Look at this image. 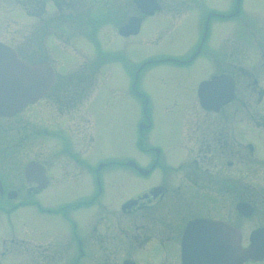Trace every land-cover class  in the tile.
I'll use <instances>...</instances> for the list:
<instances>
[{
	"label": "flooded vegetation",
	"instance_id": "obj_1",
	"mask_svg": "<svg viewBox=\"0 0 264 264\" xmlns=\"http://www.w3.org/2000/svg\"><path fill=\"white\" fill-rule=\"evenodd\" d=\"M111 3L24 2L25 14L39 21L41 48L37 55L17 56L29 63L52 64L44 53L46 39L58 45L90 39L98 45L97 27L108 22L115 26V38L135 39L147 20L161 11L146 12L134 0L135 9H114ZM168 10L178 15L183 9ZM197 10L195 23L188 27L197 36L190 53L134 63L128 68L130 92L111 90L113 98L127 95L134 105H143L142 119L137 115L138 135L128 138L123 152L115 155L104 143L99 145L91 108L102 92L99 87L108 81L110 62L122 63L104 49L78 64L77 59L76 68L66 75L54 69L55 84L46 92L32 96L34 100L16 112L0 114V264L13 252L21 253L25 264H221L220 253L248 248L253 232L264 229V191L260 200L254 198V161L248 158L260 159L264 153V24H249L241 0L229 11ZM132 18L136 30L128 32L125 26ZM236 19L239 30L230 25L211 48L214 26ZM10 34L9 26L5 35ZM104 36L107 41L108 33ZM7 41L0 38L5 49L12 47ZM250 43L258 48L253 61L245 58ZM14 58L7 51L0 55V87L19 81L21 66ZM242 60L253 63L248 67ZM165 63L175 71L197 65L204 73L183 92L186 100L177 103L181 132L170 141V151L179 156L162 162L164 149L146 138L153 122L138 82L143 71ZM38 77L37 91H42L45 70H38ZM7 100L3 108L12 107ZM258 107L263 112L257 117L253 110ZM35 137L37 159L24 160L19 148ZM139 153L147 155V164ZM31 163L37 170L26 172ZM110 170L119 177L131 174L142 183L116 201ZM258 214L261 223L252 227ZM238 264H264V256Z\"/></svg>",
	"mask_w": 264,
	"mask_h": 264
},
{
	"label": "rangeland",
	"instance_id": "obj_2",
	"mask_svg": "<svg viewBox=\"0 0 264 264\" xmlns=\"http://www.w3.org/2000/svg\"><path fill=\"white\" fill-rule=\"evenodd\" d=\"M31 0H0V38L4 37L10 45L20 55L30 53L37 55L41 47L39 21L37 18L25 14L23 3H29ZM114 9H135L132 0H110ZM161 11L153 18L147 20L140 35L135 39H117L115 38V26L112 22L108 25L99 24L97 27V41H83L80 45L77 43L82 39L76 40L73 44L58 45L51 37L46 39V46H44V53L54 65L56 71L58 70L61 76L66 75L76 66L74 65L78 59L81 62L85 57L92 58L97 56L99 51L97 49H104L105 52L113 57H121V62L113 60V63L108 69V81L106 85H102L99 97L96 98L91 105V108L96 116V126L98 133L99 145L103 143L108 151L115 155L118 152L126 150L128 138L138 135L137 115L142 119L143 105L137 103L134 105L127 95H117L115 98L111 95V90L121 91L123 94L131 90L132 77L129 75L128 68H131L134 63H139L150 57H160L167 55H185L187 50L192 51L191 45L196 40V32L189 31V24L195 23L197 9H218L229 11L235 8V0H160ZM168 9H183L180 14L174 15L172 10L168 13ZM241 9H244L245 19L247 18L250 25L264 24V0H241ZM96 9H92L94 12ZM193 12L192 15L190 13ZM191 16L187 22V17ZM172 16V17H171ZM191 20V21H190ZM6 23V24H5ZM239 19L233 20L231 23L217 24L214 26L208 45L214 48L219 35H223L224 31L229 30V26H233L239 30ZM181 25V26H180ZM11 27V34L5 35V29ZM179 26V27H178ZM257 26V25H256ZM188 28V29H187ZM195 30V29H194ZM200 30V29H197ZM108 33V40H104V33ZM82 38V37H81ZM228 41L226 37L224 42ZM247 49L248 56L246 59L253 61V55L258 54V48L250 43ZM259 51L261 49L259 48ZM252 53V54H251ZM75 55V57L73 56ZM96 54V55H95ZM34 58H36L34 56ZM249 61L242 60L245 66L252 65ZM75 66V67H74ZM202 68H205L204 66ZM173 66L170 64H161L152 66L143 71L139 79L138 85L140 90L144 92L147 102V112L153 122V128L148 131L146 138L153 142L154 145H159L164 149L162 162L169 159L173 160L178 154H171L170 141H174L180 134L179 120L182 116L180 114L179 101H185L183 92H187L189 87L193 85L194 81L203 76L197 65L184 69L172 70ZM99 85V84H98ZM96 92V91H95ZM94 95V94H93ZM131 96V94H130ZM189 112V111H188ZM263 110L258 107L253 110V114L257 117ZM141 114V115H140ZM135 116V120L132 118ZM239 116V115H238ZM33 120V119H32ZM37 122L33 120V124ZM178 123V124H177ZM37 124V123H36ZM239 128V127H238ZM132 135V136H131ZM243 136V135H242ZM252 136V135H251ZM244 138V136H243ZM256 138V137H254ZM37 137L35 140L29 139L27 143L19 148L22 150L21 156L24 160L32 158L37 159ZM264 150V140L260 143V151ZM107 152L108 157L114 155ZM132 154H134L132 152ZM171 154V155H170ZM170 155V156H169ZM20 156V158H22ZM145 164L149 162L145 153H139ZM261 157V158H260ZM19 158V159H20ZM254 161L252 163L253 169V194L254 198L260 200L261 192L264 191V153H260L258 159L256 156L250 158ZM256 161V162H255ZM244 168L243 165L240 166ZM116 170H110L114 179L110 180L116 183V194L114 198L118 201L130 189H136L140 186L142 180L130 175L114 174ZM60 197V195H58ZM107 199V197H106ZM50 202L51 200H43ZM180 209L177 207L174 213L178 214ZM260 214L253 217L252 227L261 223ZM41 225V220L38 221ZM64 230L68 227L65 224L61 225ZM248 234H246L247 237ZM247 241V238L246 240ZM247 243V242H246ZM5 264H25L21 253L13 252L7 255Z\"/></svg>",
	"mask_w": 264,
	"mask_h": 264
},
{
	"label": "water",
	"instance_id": "obj_3",
	"mask_svg": "<svg viewBox=\"0 0 264 264\" xmlns=\"http://www.w3.org/2000/svg\"><path fill=\"white\" fill-rule=\"evenodd\" d=\"M140 9L146 10V12H154L157 9H160V2L158 0H134ZM239 6V0H238ZM139 19H137V23L139 24ZM138 25H136V28ZM128 28L129 31L135 32V18L125 26ZM5 51L7 53H12L16 57V51L12 48L7 47L0 43V55L4 54ZM15 61H18L20 64V71L19 73V81H13L10 87L3 85L0 87V114H7L9 112H16L25 104L28 100L32 99V96H39L40 92H46L51 84L54 83V70L48 64V62H39L33 65H30L24 61H21L18 58H14ZM43 69L45 70V84L42 86L44 89L41 91L38 90V70ZM52 73V75H51ZM23 79V81H21ZM212 86V83L210 84ZM232 85V84H227ZM205 90V86H202L200 92ZM232 91V87L230 92ZM37 94V95H35ZM42 94V93H41ZM8 97L7 102H9L12 107L3 108L2 105L5 104V98ZM36 98V97H34ZM207 103L208 99L206 98ZM143 126V125H142ZM37 170V166L34 163H31L27 166L26 172H31ZM252 244L245 249H241L237 251V253H220V262L221 264H238L247 260L249 257H262L264 256V229H258L253 232L252 237Z\"/></svg>",
	"mask_w": 264,
	"mask_h": 264
}]
</instances>
